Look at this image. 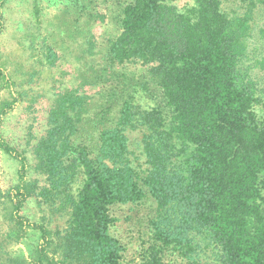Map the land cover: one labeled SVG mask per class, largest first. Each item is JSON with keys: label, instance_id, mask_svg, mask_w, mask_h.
<instances>
[{"label": "trees", "instance_id": "trees-1", "mask_svg": "<svg viewBox=\"0 0 264 264\" xmlns=\"http://www.w3.org/2000/svg\"><path fill=\"white\" fill-rule=\"evenodd\" d=\"M0 264H264V0H0Z\"/></svg>", "mask_w": 264, "mask_h": 264}, {"label": "rangeland", "instance_id": "rangeland-1", "mask_svg": "<svg viewBox=\"0 0 264 264\" xmlns=\"http://www.w3.org/2000/svg\"><path fill=\"white\" fill-rule=\"evenodd\" d=\"M175 2L180 5L183 6L184 4L190 2V0H175ZM11 9H10V13L13 16H20L23 15V10L25 9V7L23 5H10ZM13 44H8V48H10ZM7 48V49H8ZM152 95L151 98H149L148 96H145L142 92H139V95L137 96V101L138 103L143 107V108H149L152 107L153 105H159L160 107H162V102H161V98H160V91L158 89H152ZM8 165V163H5L3 165L6 166ZM5 168V167H4ZM118 214H121L120 212H118Z\"/></svg>", "mask_w": 264, "mask_h": 264}]
</instances>
